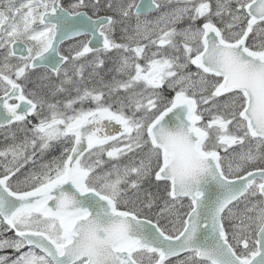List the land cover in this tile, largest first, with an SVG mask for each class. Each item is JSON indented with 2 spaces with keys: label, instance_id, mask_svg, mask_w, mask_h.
<instances>
[{
  "label": "snow or ice",
  "instance_id": "snow-or-ice-1",
  "mask_svg": "<svg viewBox=\"0 0 264 264\" xmlns=\"http://www.w3.org/2000/svg\"><path fill=\"white\" fill-rule=\"evenodd\" d=\"M0 264H264V0H0Z\"/></svg>",
  "mask_w": 264,
  "mask_h": 264
}]
</instances>
